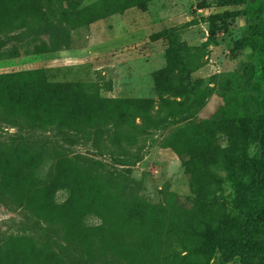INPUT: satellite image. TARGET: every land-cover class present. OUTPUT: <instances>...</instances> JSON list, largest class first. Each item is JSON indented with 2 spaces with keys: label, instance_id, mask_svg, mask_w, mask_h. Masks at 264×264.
Here are the masks:
<instances>
[{
  "label": "rangeland",
  "instance_id": "374dc122",
  "mask_svg": "<svg viewBox=\"0 0 264 264\" xmlns=\"http://www.w3.org/2000/svg\"><path fill=\"white\" fill-rule=\"evenodd\" d=\"M69 1L40 3V12L34 10L37 15L32 20L40 24L38 35L19 38L23 30H15L9 41L0 43V73L44 68L51 80L96 83L103 98L152 100L163 120L134 130L130 121L114 119L109 108L108 119L96 118L89 124L81 120L75 130L74 126L22 124L0 114V151L11 153L15 147L10 144L22 137L21 150L41 157L47 152L78 157L88 175L99 174L123 186L128 198L172 202L183 216L192 214L201 201L217 213L243 215L222 159L246 180L240 164L258 151L253 134L260 123L262 91L251 84V54L239 43L247 27L244 5L151 0L95 20L101 12L98 7L89 18L92 21L82 25L80 10L91 5L112 10L115 3ZM60 12L68 13L71 20L57 19ZM64 31L67 34H61ZM120 37L126 39L110 43ZM93 45L97 48L91 53H62ZM10 49H16L18 56L13 57ZM41 49L60 54L50 58ZM163 98L177 104L161 108ZM96 115L102 117L104 110ZM135 122L141 124V119ZM209 178L217 184H208ZM209 186L212 189L207 191ZM86 221L99 223L93 216L83 218V224ZM17 235L32 236L54 250L62 242L59 227L36 224L23 206L0 194V239ZM260 243L264 249V236ZM102 263L124 264L107 257ZM211 264L240 262L223 263L215 257Z\"/></svg>",
  "mask_w": 264,
  "mask_h": 264
},
{
  "label": "trees",
  "instance_id": "16d2710c",
  "mask_svg": "<svg viewBox=\"0 0 264 264\" xmlns=\"http://www.w3.org/2000/svg\"><path fill=\"white\" fill-rule=\"evenodd\" d=\"M57 1L60 0H0V43L9 41L11 33L20 29L23 31L19 38L28 37L29 33L37 36L40 24L32 23L35 11L40 12V3ZM148 1L151 0H97L98 4H115L112 10L105 5L80 10V22L82 25L91 22L89 18L98 7L101 12L94 16L95 20ZM220 3L244 5L242 13L247 27L239 43L251 54V84L262 91L260 123L253 134L258 151L240 164L246 180L235 173L225 157L222 159L235 185L243 215L220 214L201 201L192 214L183 216L172 202L128 198L123 186L117 187L99 174L88 175L80 167L78 157L70 158L59 152H47L41 157L26 148L21 150L22 137H17L10 144L15 150L0 151V194L23 206L36 224L59 227L62 242L54 250L32 236L0 239V264H107L102 263L104 257L124 264H211L215 257L223 263L264 264L260 243L264 236V0H220ZM37 18L43 17L39 14ZM56 18L72 17L60 12ZM9 52L18 56L16 49ZM96 85L78 80H51L44 68L0 73V114L22 124L74 126L75 130L81 120L89 124L96 118L108 119L109 113L112 114L109 108L114 110V119L122 123L130 121L134 130L155 126L163 120L154 111V101L103 98ZM175 104L176 101L163 98L161 108ZM98 110H104L102 117L96 115ZM136 118L141 119V124L135 122ZM214 182L215 178L208 179V184ZM211 189L209 186L207 191ZM89 216L96 217L99 223L83 224V218Z\"/></svg>",
  "mask_w": 264,
  "mask_h": 264
},
{
  "label": "crops",
  "instance_id": "0c3cea01",
  "mask_svg": "<svg viewBox=\"0 0 264 264\" xmlns=\"http://www.w3.org/2000/svg\"><path fill=\"white\" fill-rule=\"evenodd\" d=\"M126 39V37H120V38H117V39H112L111 41H110V43H116V42H120V41H124ZM94 48V49H93ZM96 45L94 46H89V47H83V48H71V49H69V50H63L62 51V53L64 54H67V55H69L70 53H73V52H84V53H87V52H93L94 50H96ZM43 54V56H51L50 58H54V57H52V56H54V55H56V54H60V53H56V52H44V53H42Z\"/></svg>",
  "mask_w": 264,
  "mask_h": 264
}]
</instances>
